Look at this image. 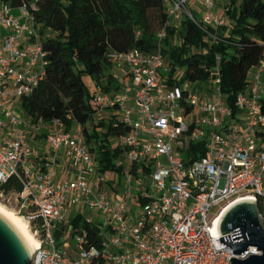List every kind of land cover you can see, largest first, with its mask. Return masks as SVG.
Segmentation results:
<instances>
[{
    "label": "built area",
    "instance_id": "1",
    "mask_svg": "<svg viewBox=\"0 0 264 264\" xmlns=\"http://www.w3.org/2000/svg\"><path fill=\"white\" fill-rule=\"evenodd\" d=\"M192 1L164 0L168 20L157 50H109L115 89L90 87L96 113L113 111L130 129L119 137L123 160L115 162L127 183L116 187L100 171L82 125L67 129L60 119H33L22 110L21 100L48 66L33 13L37 1L19 7L0 1V202L9 207L14 199L15 212L39 241L33 264H230L261 254L255 246L233 254L220 238L234 231L220 235L218 225L242 200L258 204L264 224V58L249 71L234 107L222 94L219 66L211 70L208 93L190 92V82L169 86L160 77L167 72L161 41L169 28L179 30L188 19L210 44L222 41L226 19L215 12V0H195L201 17ZM37 139L47 155L34 145ZM63 151L70 157L69 179L55 167ZM11 179L21 191L5 189ZM133 201L141 212L129 210ZM77 216L91 228L75 227Z\"/></svg>",
    "mask_w": 264,
    "mask_h": 264
},
{
    "label": "trees",
    "instance_id": "2",
    "mask_svg": "<svg viewBox=\"0 0 264 264\" xmlns=\"http://www.w3.org/2000/svg\"><path fill=\"white\" fill-rule=\"evenodd\" d=\"M0 1L13 7L37 1L33 13L44 38L48 66L46 77L21 100L22 110L33 119H60L67 129L75 123L82 125L87 144L97 154L100 171L121 172L123 168L116 167L115 162L121 157L122 148L112 147L111 140L130 129L117 120L94 122L97 107L92 103L85 79L91 78L92 85H100L109 92L113 84L108 75L109 50L123 53L133 49L157 50L159 33L168 20L164 0ZM226 1L233 27L227 37H224L226 28L220 30L222 41L217 44H210L188 19L178 30L179 44L172 40L176 29H168L167 37L161 41L167 72L162 71L160 77L171 87L185 82H209L211 70L219 66L222 94L234 107L237 95L248 87L249 71L264 58V0H242L239 6L237 0ZM47 30L52 34L46 36ZM217 56L221 57L219 63ZM177 69L184 71L183 78L174 77ZM5 189L21 191L22 186L11 179ZM73 224L91 228L81 216ZM92 232L91 241L98 243L95 231Z\"/></svg>",
    "mask_w": 264,
    "mask_h": 264
},
{
    "label": "water",
    "instance_id": "3",
    "mask_svg": "<svg viewBox=\"0 0 264 264\" xmlns=\"http://www.w3.org/2000/svg\"><path fill=\"white\" fill-rule=\"evenodd\" d=\"M218 229L220 235L234 231L233 235L220 238V243L231 247L233 254L241 255L250 246L261 251L244 260L232 258L230 264H264V224L255 201L242 200L230 206ZM34 252L26 235L0 211V264H33Z\"/></svg>",
    "mask_w": 264,
    "mask_h": 264
},
{
    "label": "crops",
    "instance_id": "4",
    "mask_svg": "<svg viewBox=\"0 0 264 264\" xmlns=\"http://www.w3.org/2000/svg\"><path fill=\"white\" fill-rule=\"evenodd\" d=\"M215 3H216V0H215ZM191 4H192V7L194 8L196 14L199 17H201L204 13L201 5L198 2H196L195 0H193ZM225 9H228L227 8V2H225V0H223L221 3V6L216 5L215 12L217 13V15L219 17L225 18V15L228 14V12H226ZM225 28H226V31H224V36L228 35L230 33V30H231L228 27H225ZM176 32H177L176 35L172 38L174 43L177 42V38H178V30H176ZM177 44H179V43H177ZM85 83L88 86L90 85V87H91L92 86L91 78L85 79ZM115 86H116V83L113 82V84H111V89L108 93L113 92V90L115 89ZM91 99L93 100L92 96H91ZM93 102H94V100H93ZM94 105H96L95 102H94ZM94 119H95L94 120L95 123L100 121V120H103L106 123H110V122H115L117 120V116L113 111H110L104 115L94 114ZM89 126L92 129L93 124L90 123ZM99 130H103V129L99 128ZM111 143H112V147L119 146V138H113L111 140ZM34 145L37 148H39L40 152H42L44 155L48 154V153H46V146H45V143L42 139L41 140L40 139L35 140ZM117 160H123L122 155ZM69 161H70V157H68V155L65 151L60 152V154H58L56 156L55 167L58 171V176L60 178L69 179L72 177V174H68Z\"/></svg>",
    "mask_w": 264,
    "mask_h": 264
},
{
    "label": "rangeland",
    "instance_id": "5",
    "mask_svg": "<svg viewBox=\"0 0 264 264\" xmlns=\"http://www.w3.org/2000/svg\"><path fill=\"white\" fill-rule=\"evenodd\" d=\"M222 1H223V0H216V3H215V4L218 5V6H221ZM241 1H242V0H237L236 5L239 6L240 3H241ZM225 2H227V1L225 0ZM13 14H14V15H19V12L15 10V11L13 12ZM225 19H226V26H225V27H228L229 29H232V27H233V22H232V20H231V18H230V16H229L228 14L225 15ZM50 33H51V32H50L49 30L46 31V34H47V35H49ZM51 34H52V33H51ZM176 43H180V38H179V36H178V38H177V42H176ZM174 77L177 78V79H181V78H183V77H184V71H183V70H179V69H177V70L175 71V73H174ZM89 86H90V85H89ZM182 87H183V86H182ZM211 87H212V85H211L209 82H208V83H199V82H198V83H192V82H190V88H189V90H190V92H192V93H199V94H201V93H208V92H210ZM89 89H90V88H89ZM92 103L94 104L93 100H92ZM95 114H97V113H95ZM95 118H96V117H95ZM104 176H105V178H106L109 182H111L110 184L113 185L114 187H116L117 185L125 186L126 183H127V182H126V179H125V176L122 175V174H120L119 171H107V172H104ZM133 184H134L135 186H138V185L140 184V182L135 181V182H133ZM2 204H3V203H2ZM136 205H137V206L139 205V206L136 207ZM8 206H9L10 209H12V210H14V211H15V209L17 208V206H16V202L14 201V199L12 200L11 205L9 204ZM132 209H134V211H135L136 213L141 212V211H142V210H141V209H142V205H141V203H138V204H137L136 201H133V203H132V205L130 206L129 210L132 211ZM85 211H86V210H85ZM85 213H86V212H85ZM88 216H89V218H90L91 220H96V215H95L94 213H91V214H89ZM67 239H69V240L72 242V244H74V238H73L72 236H70V238H67ZM69 252L72 253L74 257H79V256H80V253L75 252L73 249H70Z\"/></svg>",
    "mask_w": 264,
    "mask_h": 264
},
{
    "label": "bare ground",
    "instance_id": "6",
    "mask_svg": "<svg viewBox=\"0 0 264 264\" xmlns=\"http://www.w3.org/2000/svg\"><path fill=\"white\" fill-rule=\"evenodd\" d=\"M0 211L19 227V229L26 235V237L28 238V240L36 250V248H38L39 246V241L32 232L28 222L21 215L17 214L14 210L5 206L1 202H0Z\"/></svg>",
    "mask_w": 264,
    "mask_h": 264
}]
</instances>
